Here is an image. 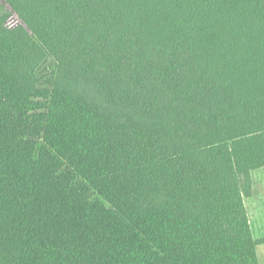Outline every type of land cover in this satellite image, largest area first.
<instances>
[{
  "label": "trees",
  "instance_id": "obj_1",
  "mask_svg": "<svg viewBox=\"0 0 264 264\" xmlns=\"http://www.w3.org/2000/svg\"><path fill=\"white\" fill-rule=\"evenodd\" d=\"M263 168L264 0H0V264H259Z\"/></svg>",
  "mask_w": 264,
  "mask_h": 264
},
{
  "label": "rangeland",
  "instance_id": "obj_2",
  "mask_svg": "<svg viewBox=\"0 0 264 264\" xmlns=\"http://www.w3.org/2000/svg\"><path fill=\"white\" fill-rule=\"evenodd\" d=\"M4 10L9 8L2 2ZM13 18L16 22H19L18 17L14 14ZM51 58L46 60L40 69V76H43V81L51 77L50 63ZM252 196L244 199V205L246 208L249 225L253 239L255 241H262L264 239V168L252 173ZM259 264H264V244L257 246L256 248Z\"/></svg>",
  "mask_w": 264,
  "mask_h": 264
},
{
  "label": "crops",
  "instance_id": "obj_3",
  "mask_svg": "<svg viewBox=\"0 0 264 264\" xmlns=\"http://www.w3.org/2000/svg\"><path fill=\"white\" fill-rule=\"evenodd\" d=\"M258 262H259V260H258Z\"/></svg>",
  "mask_w": 264,
  "mask_h": 264
}]
</instances>
